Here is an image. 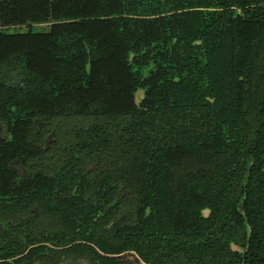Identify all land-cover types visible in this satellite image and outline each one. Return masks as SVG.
Wrapping results in <instances>:
<instances>
[{
    "label": "trees",
    "instance_id": "16d2710c",
    "mask_svg": "<svg viewBox=\"0 0 264 264\" xmlns=\"http://www.w3.org/2000/svg\"><path fill=\"white\" fill-rule=\"evenodd\" d=\"M36 1L62 22L39 39L50 57L30 106L93 116L82 148L111 150L69 151V165L104 164L109 187L124 181L121 202L158 234L155 253L264 264V0ZM87 62L85 88L69 70Z\"/></svg>",
    "mask_w": 264,
    "mask_h": 264
},
{
    "label": "flooded vegetation",
    "instance_id": "af4514ba",
    "mask_svg": "<svg viewBox=\"0 0 264 264\" xmlns=\"http://www.w3.org/2000/svg\"><path fill=\"white\" fill-rule=\"evenodd\" d=\"M60 22L36 0H0V264H188L182 255L172 258V245L154 252L158 234L133 225L135 217L121 202L124 181L115 179L109 187L104 180L108 166L92 161L69 165L64 159L69 151H111L82 148L92 135L87 123L96 118L45 116L30 106L32 78L43 74L50 57L39 39ZM57 40L61 42L59 36ZM82 43L89 52L86 40ZM33 59L38 62L31 64ZM90 66L87 62L69 70L85 88L82 77L91 73ZM61 75L53 88L65 96ZM71 85L72 90L78 86ZM38 86L44 90L45 85ZM144 97L145 89L138 87L136 104ZM96 109L91 105L89 111Z\"/></svg>",
    "mask_w": 264,
    "mask_h": 264
},
{
    "label": "rangeland",
    "instance_id": "374dc122",
    "mask_svg": "<svg viewBox=\"0 0 264 264\" xmlns=\"http://www.w3.org/2000/svg\"><path fill=\"white\" fill-rule=\"evenodd\" d=\"M142 94V91H138V96L140 97V95Z\"/></svg>",
    "mask_w": 264,
    "mask_h": 264
}]
</instances>
